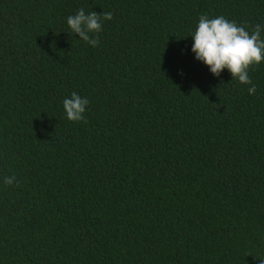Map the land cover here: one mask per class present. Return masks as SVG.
<instances>
[{"label":"trees","instance_id":"obj_1","mask_svg":"<svg viewBox=\"0 0 264 264\" xmlns=\"http://www.w3.org/2000/svg\"><path fill=\"white\" fill-rule=\"evenodd\" d=\"M201 15L251 31L264 0H0V264H264V62L253 95L213 76Z\"/></svg>","mask_w":264,"mask_h":264},{"label":"clouds","instance_id":"obj_2","mask_svg":"<svg viewBox=\"0 0 264 264\" xmlns=\"http://www.w3.org/2000/svg\"><path fill=\"white\" fill-rule=\"evenodd\" d=\"M111 19V12L86 13L81 8L66 18V24L71 33L96 47L99 44L96 34L102 31V22ZM190 36L193 58L207 66L213 76L219 77L227 70L231 79L250 85L247 88L249 95L256 93V85L252 83L248 72L251 66L264 62V24L258 23L249 31L247 27L222 15L213 18L201 15ZM88 104L87 97L71 92L62 101L65 117L73 122L84 120ZM3 182L6 185L18 183L15 175L5 177Z\"/></svg>","mask_w":264,"mask_h":264}]
</instances>
